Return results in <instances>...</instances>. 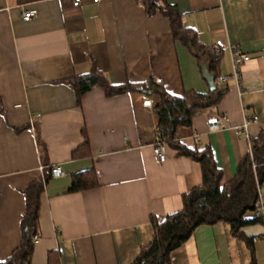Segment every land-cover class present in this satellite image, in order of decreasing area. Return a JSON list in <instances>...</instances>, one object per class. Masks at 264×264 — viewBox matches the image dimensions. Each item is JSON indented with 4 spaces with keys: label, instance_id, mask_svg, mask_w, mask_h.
Returning a JSON list of instances; mask_svg holds the SVG:
<instances>
[{
    "label": "crops",
    "instance_id": "0c3cea01",
    "mask_svg": "<svg viewBox=\"0 0 264 264\" xmlns=\"http://www.w3.org/2000/svg\"><path fill=\"white\" fill-rule=\"evenodd\" d=\"M73 1L0 0V262L20 243L24 192L46 166L63 175L42 194L32 264H133L152 241L151 216L180 211L183 196L201 185L200 167L190 158L169 148L167 161L157 163L158 95L109 98L96 86L78 103L69 83L96 66L113 86L152 81L174 96L205 94L201 62L175 41L167 18L146 14L150 0H81L79 7ZM162 1L203 46L223 41L249 57L241 87L228 77L218 104L176 133L191 150L210 148L224 185L249 152L248 140L264 128V0ZM33 9L38 15L24 21ZM220 55L219 76H228L229 52ZM216 114L228 117L227 127L209 133L206 119ZM253 116L245 135L244 120ZM84 130L91 155L73 159ZM91 169L99 186L68 193L72 176ZM261 204L264 217V192ZM242 232L250 247L226 223L200 226L171 253V264H264V222Z\"/></svg>",
    "mask_w": 264,
    "mask_h": 264
},
{
    "label": "trees",
    "instance_id": "16d2710c",
    "mask_svg": "<svg viewBox=\"0 0 264 264\" xmlns=\"http://www.w3.org/2000/svg\"><path fill=\"white\" fill-rule=\"evenodd\" d=\"M162 0H150L146 14L151 16L159 12L171 24L175 41L186 47L200 63L204 60L208 73L213 77L214 89L201 94L186 91L181 96L168 93L163 87L151 81L147 84L111 85L103 74L93 67L92 71L69 81L77 96L82 97L99 86L107 97H116L134 92L158 95L160 103L154 108L158 116L157 136L164 141L178 157H188L197 163L201 171V185L191 189L183 196V208L163 219L151 216L153 238L148 247L141 250L133 264H171V253L190 239L196 228L203 225H215L223 222L230 226L231 234L243 239L250 247L249 238L242 230L263 220L253 215L258 204L257 186L264 182V128L255 139L250 140V150L239 162L233 179L221 185L222 172L216 166L213 154L208 146L191 150L176 139L180 127H191L194 115L203 109L215 106L225 94V89L217 85L221 55L213 49L200 44L194 31L186 28L178 10ZM85 143L73 153V159H84L91 155L86 131H83ZM44 165H48L45 146L40 143ZM52 169L46 166L43 175L31 182L25 194V213L21 220V239L18 247L0 264H32L35 250L34 238L39 233L41 197L46 186L53 179ZM99 186L93 169L72 176L68 193H77Z\"/></svg>",
    "mask_w": 264,
    "mask_h": 264
},
{
    "label": "built area",
    "instance_id": "2783aa9c",
    "mask_svg": "<svg viewBox=\"0 0 264 264\" xmlns=\"http://www.w3.org/2000/svg\"><path fill=\"white\" fill-rule=\"evenodd\" d=\"M94 3H99L100 0H93ZM73 5L75 7H79L81 5V0H74L73 1ZM38 15V11L37 10H29L27 12H25L23 14V20L26 22H29L32 18L36 17ZM212 49L218 53L223 49H227L229 52V57H230V63H231V73L228 76H218L216 83L219 86H222L228 77H231L234 79L235 83L237 84L238 88L241 87L240 85V74H241V69L242 66L249 61V57L246 55H242L239 52L233 50L230 46H228L227 44H225L223 41H217L214 46L212 47ZM162 81L161 80H157V83L160 84ZM145 106H151V102L150 101H146L144 103ZM257 121V117L253 116V117H248L244 120L243 123V130L242 132L245 133V135H247L246 133V128L253 122ZM227 123H228V117L226 115H211L209 117H207L206 119V130L209 133H213V132H218L221 131L223 129H225L227 127ZM248 140V138H247ZM194 141H195V145H198V139L197 137H194ZM248 143L250 145V140H248ZM153 151L154 154L156 156L157 159V163L158 164H164L167 161V146L166 143L162 140H160L157 136V139L154 142L153 145ZM52 169V175L53 177H59L63 175V172L59 169V168H51ZM264 192V187L258 185L257 186V197H258V204L256 209L253 212V215L261 218L264 222V217L262 215V204H261V199H262V194ZM40 242V237L37 235L34 238V244L36 245L37 243Z\"/></svg>",
    "mask_w": 264,
    "mask_h": 264
},
{
    "label": "water",
    "instance_id": "95a60500",
    "mask_svg": "<svg viewBox=\"0 0 264 264\" xmlns=\"http://www.w3.org/2000/svg\"><path fill=\"white\" fill-rule=\"evenodd\" d=\"M201 69H202V74H203L204 79L208 82L209 89H210V90H213L214 87H215V85H214V81H213V77H211V76L209 75L204 60H201Z\"/></svg>",
    "mask_w": 264,
    "mask_h": 264
}]
</instances>
